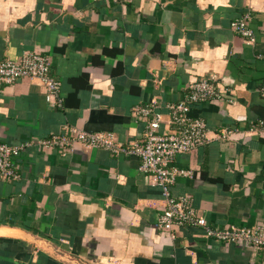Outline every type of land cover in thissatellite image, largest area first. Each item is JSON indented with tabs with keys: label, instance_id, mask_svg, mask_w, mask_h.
<instances>
[{
	"label": "crops",
	"instance_id": "crops-1",
	"mask_svg": "<svg viewBox=\"0 0 264 264\" xmlns=\"http://www.w3.org/2000/svg\"><path fill=\"white\" fill-rule=\"evenodd\" d=\"M250 12L254 40L231 22ZM46 56L61 83L20 77L0 87V142H30L0 179V264H264V247L207 236L199 226H158L166 202L140 159L38 140L67 126L138 140L156 104L213 78L222 95L191 106L208 141L177 154L191 171L170 186L212 227L264 228V0H0V61ZM232 130L220 138L221 130Z\"/></svg>",
	"mask_w": 264,
	"mask_h": 264
},
{
	"label": "built area",
	"instance_id": "built-area-1",
	"mask_svg": "<svg viewBox=\"0 0 264 264\" xmlns=\"http://www.w3.org/2000/svg\"><path fill=\"white\" fill-rule=\"evenodd\" d=\"M250 12H245L231 22L232 30L241 35L247 42L254 40L253 30L248 21ZM20 77L37 79L46 87L47 98L56 99L61 103L59 96L60 81L49 75V64L45 55L39 52L23 53L20 58L0 61V87L10 84ZM264 92V81L261 87ZM222 95L217 89L213 78L201 79L189 83L184 98L177 103L167 105V131L161 129L162 114L156 111V104L145 107H135V114L143 113L148 116L145 128L140 139L131 141L128 145L115 143L110 134L101 131L91 132L74 126H67L64 133L50 138L38 140L43 149L59 147L67 150L73 143L79 142L86 146L102 147L114 154H131L140 159L139 170L148 174L154 184L160 187L166 202L165 208L159 216L158 226L167 230L173 226L187 225L202 227L207 236L232 242L251 245L254 248L264 247V228L259 227H212L206 218L197 213L191 201L186 196L174 197L170 186L179 175H190L191 171L177 168L174 165L177 154L204 145L208 137L206 121L202 117H193L189 114L191 106L210 100L220 101ZM232 130H221L220 138L230 137ZM30 142L22 144H7L0 142V179L17 178L14 157L18 156Z\"/></svg>",
	"mask_w": 264,
	"mask_h": 264
},
{
	"label": "clouds",
	"instance_id": "clouds-1",
	"mask_svg": "<svg viewBox=\"0 0 264 264\" xmlns=\"http://www.w3.org/2000/svg\"><path fill=\"white\" fill-rule=\"evenodd\" d=\"M225 2H226V0H225Z\"/></svg>",
	"mask_w": 264,
	"mask_h": 264
}]
</instances>
